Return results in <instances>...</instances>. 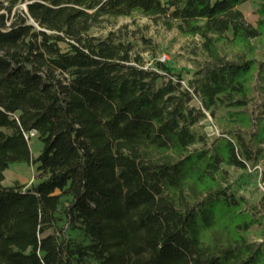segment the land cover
I'll return each instance as SVG.
<instances>
[{
    "label": "trees",
    "instance_id": "1",
    "mask_svg": "<svg viewBox=\"0 0 264 264\" xmlns=\"http://www.w3.org/2000/svg\"><path fill=\"white\" fill-rule=\"evenodd\" d=\"M244 1L0 0V264H264V193L256 214L229 183L264 158V0L256 24ZM137 12L200 36L186 84L91 32ZM19 161L36 180L4 184Z\"/></svg>",
    "mask_w": 264,
    "mask_h": 264
},
{
    "label": "rangeland",
    "instance_id": "2",
    "mask_svg": "<svg viewBox=\"0 0 264 264\" xmlns=\"http://www.w3.org/2000/svg\"><path fill=\"white\" fill-rule=\"evenodd\" d=\"M239 7L244 13L245 19L251 24H256L259 17L257 8V0H245ZM126 31L130 37L136 42L137 48L144 54L147 63L152 64L155 58H159L171 66L175 70L181 71L183 74V81L187 82L192 77L194 71V60L196 55L193 52V47L199 45L201 42L200 36L194 37L180 33L176 28H167L161 22L157 23L150 17L141 13H135L131 16H120L117 18H108L103 20L99 25L94 26L91 32L97 35H104L110 29H119ZM145 34L152 39L156 45V52L151 53L149 50L144 49L143 42L140 39L141 34ZM62 46H66L62 42ZM199 58V57H198ZM192 104L203 108L206 117L202 120L203 129L206 131L210 138L216 134L221 133V128L217 120L211 115L201 103L198 97H195ZM31 144V151L34 156H37L43 148L42 140L34 135L29 139ZM264 171V158L256 165H251L247 170L237 167H230L229 183L235 193L239 196L246 198V207L253 210L254 213L260 209V199L264 193V183L262 174ZM36 164L33 162L19 161L11 163L5 170L4 184H13L20 182L30 185L36 180ZM252 206H257L256 208ZM264 213V209H261ZM260 228L259 224H254L251 227L250 236L257 240H261L257 232Z\"/></svg>",
    "mask_w": 264,
    "mask_h": 264
},
{
    "label": "built area",
    "instance_id": "3",
    "mask_svg": "<svg viewBox=\"0 0 264 264\" xmlns=\"http://www.w3.org/2000/svg\"><path fill=\"white\" fill-rule=\"evenodd\" d=\"M185 84H186V82L185 81H183ZM34 135H36V131H31L29 134H26V137L27 138H30V137H32V136H34Z\"/></svg>",
    "mask_w": 264,
    "mask_h": 264
}]
</instances>
